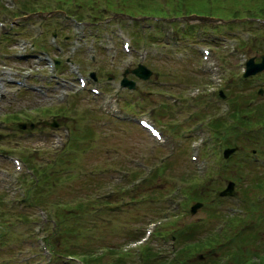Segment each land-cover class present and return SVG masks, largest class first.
<instances>
[{"label":"rangeland","instance_id":"1","mask_svg":"<svg viewBox=\"0 0 264 264\" xmlns=\"http://www.w3.org/2000/svg\"><path fill=\"white\" fill-rule=\"evenodd\" d=\"M24 2L0 0V264H83L45 243L62 209L76 230L64 241L124 244L136 264L145 241L126 244L130 227L172 254L171 235L208 209L243 218L244 203H264V70L243 76L264 53V0ZM139 62L151 77L129 73L138 87L120 86ZM226 147L237 149L225 157ZM229 180L235 195L220 196ZM146 183L156 191L143 192ZM80 201L82 211L66 208Z\"/></svg>","mask_w":264,"mask_h":264},{"label":"trees","instance_id":"2","mask_svg":"<svg viewBox=\"0 0 264 264\" xmlns=\"http://www.w3.org/2000/svg\"><path fill=\"white\" fill-rule=\"evenodd\" d=\"M30 2L31 0H25L23 6L27 7ZM263 8L264 7H261L260 11H262ZM117 11L123 12V10ZM113 18L116 20L119 19V17H115V15ZM195 26L196 25L191 24L188 26V29ZM133 34L136 39L139 37L137 29L133 30ZM194 36L195 35L192 37ZM260 113L263 114L264 111ZM26 160L29 161L30 165L31 158L26 157ZM170 167L171 166H166V164L163 166L161 165V167L157 169L158 171L154 172L152 175L154 178L160 179L163 172ZM130 175L131 178L137 179L142 173L137 169L135 172H132V174L130 173ZM43 177L45 181L48 182L50 174L46 173ZM146 179L140 182L144 183ZM152 185L153 183L143 184L142 191L144 190L143 192L146 194L149 192L153 193L156 190ZM157 190L159 191L161 189L157 188ZM125 191L128 192L127 195L130 199H133L132 193L134 191L130 188ZM145 193L143 194L147 197ZM194 193L195 192H192L193 198H202L201 195H193ZM258 201L254 200L250 204L244 203L246 213L243 218L241 217L242 215L238 216L237 214H231L228 216L223 209H218L217 207L208 209L209 212L206 219L196 220L183 227L181 231L177 232V234L171 235L170 239H174H171L174 243L172 246V254L162 252L161 249L157 248L155 242L147 243L148 238L152 235L151 234L146 238L144 244L140 248H137L139 249L138 252L140 254L137 255L138 263L136 264H264V228L262 227L264 225V203ZM94 202H97L96 204L99 203L98 200L91 203L95 204ZM109 203L110 202H108L107 205H109ZM59 205L64 206L63 202H59ZM84 207L85 203L80 201L77 202L75 206L66 208H72L76 212L78 209L79 211H82ZM102 207L105 209V206L103 205L96 206L97 211ZM158 208L160 207L156 206L155 211L158 210ZM59 212L60 216H55L51 225V232L46 235L45 243L48 248L49 244L52 246L53 251L49 248L51 253L54 252V254H56L55 252H57L58 254H67V256H70L71 258H79L83 264H131L132 260V264L135 263L133 259L135 258L133 249L128 250L121 248L124 244L119 246L120 244H104L103 242L100 244L103 245L101 247L102 250L97 251V247L99 246L93 249V246L87 245L83 249H78L73 247L70 241H64V237H71L72 234L76 233V230L74 228L70 229V226L66 223L65 218L67 213L63 209ZM251 221L254 223H251ZM219 223H222L223 225L217 231L216 226H218ZM128 224L129 223H127V225ZM47 228H49V226ZM59 233L63 236L62 240L64 244L61 248L56 249L53 236ZM122 233L124 234L126 244L132 241L136 242V240H140V238L142 239L146 234L145 230L144 232L136 231L132 227L124 230ZM165 235L167 234L161 233L160 230L155 232V237H165ZM195 250L206 251V254H204L205 259H194Z\"/></svg>","mask_w":264,"mask_h":264},{"label":"water","instance_id":"3","mask_svg":"<svg viewBox=\"0 0 264 264\" xmlns=\"http://www.w3.org/2000/svg\"><path fill=\"white\" fill-rule=\"evenodd\" d=\"M57 11H61L62 10H57ZM34 14V13H33ZM260 61H255L254 57H250L247 61H246V68L245 71L243 73V76H250V75H254L259 71L264 70V53H262L260 55ZM129 73H132L136 76H138L139 78L143 79V80H147L151 77L153 71L144 63H138L137 66L133 67V68H126L123 72V76L122 79L120 81L121 86L123 87H128L130 89H136L138 87L136 81L133 78L129 77ZM91 76H93V78H96V74L95 71L91 72ZM112 78V76L110 77ZM260 93L263 92V88H261L259 90ZM45 123L51 125V126H57L58 122L56 121H49V120H44ZM27 124L23 123V125H21L22 127H25ZM33 126V124H32ZM237 148L236 147H226L224 149V156L228 157L232 152H234ZM236 193L235 191V182L233 180H229L227 183V186L225 188H223L220 192L219 195L220 196H234ZM202 206V202L201 201H197L195 204H193L191 206V212L194 213L196 212L197 208Z\"/></svg>","mask_w":264,"mask_h":264}]
</instances>
